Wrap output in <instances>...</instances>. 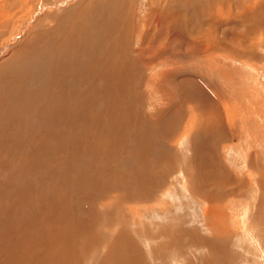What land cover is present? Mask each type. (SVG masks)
Segmentation results:
<instances>
[{
  "label": "bare ground",
  "instance_id": "1",
  "mask_svg": "<svg viewBox=\"0 0 264 264\" xmlns=\"http://www.w3.org/2000/svg\"><path fill=\"white\" fill-rule=\"evenodd\" d=\"M133 1L89 0L84 18L78 13L62 39L36 32L21 58L5 63L0 264H110L109 258L111 264H145L139 246L131 249L136 241L123 231L116 234L118 216L129 211L128 204L150 200L168 181L178 165L173 151L181 147L188 127L196 132L189 142L196 194L220 203L231 196L230 184L243 187L219 157L231 133L223 121L228 105L220 107L227 104L225 97L209 93L185 64L187 57L231 56L233 48L242 47L237 55L248 51V42L249 50L257 51L256 36L264 38V0H238L235 10L229 0H160L157 19L154 13L143 24L136 21ZM179 1L181 7L174 8ZM236 20L243 33L236 34L235 24L221 31V21ZM157 62L164 72L155 81L166 88L157 86L168 97L167 107L162 99L149 111L143 107L142 70ZM185 110L190 112L186 124ZM133 221L142 233V223ZM188 234L186 239L194 238ZM176 244L179 240L168 246L172 250Z\"/></svg>",
  "mask_w": 264,
  "mask_h": 264
},
{
  "label": "rangeland",
  "instance_id": "2",
  "mask_svg": "<svg viewBox=\"0 0 264 264\" xmlns=\"http://www.w3.org/2000/svg\"><path fill=\"white\" fill-rule=\"evenodd\" d=\"M229 1L232 8L237 9L235 5L238 0ZM88 2L89 0H0V68H3L0 81L4 80L3 76L6 73H9L5 63L12 58L14 60L21 58L23 47L28 48V42L32 39L31 46L36 32L54 34L55 37L62 39L63 34L69 30L71 22L76 20L75 16L78 13L81 12L84 18L83 10ZM133 2L136 21L139 24L147 22L148 17L154 13L156 15L154 14L152 19H157V11L163 7L162 0ZM176 3L174 8L181 7L180 1ZM152 21L155 23L154 20ZM232 24L237 27L236 34L245 30L242 22L236 20V23L221 21V31L230 29ZM217 31L212 33L215 34ZM217 34L220 35L219 37L222 36L218 32ZM235 41L237 42L238 39ZM254 42L257 51L249 50L251 43L248 42V51H240L237 55L235 54L242 47L233 48L230 52L231 56L221 52L204 57L205 60L198 58L193 61V58L187 57L190 59H186L185 64V69H190L189 73L192 69L198 74V80L205 84L208 92L210 90L220 92L225 97L227 104L220 103V107L224 110L223 105H228L225 111L227 118L223 121L231 135H228L226 141L220 145L219 157L223 168L237 177L238 181L243 183V187L239 190L238 184H230L233 188V191H230L231 196L222 199L220 203L196 194L197 186L194 183H197V179L191 175L193 170L189 144L196 132L195 128L190 130L188 127L185 136L181 139V147L178 145L173 151L178 165L168 181L162 183L163 186L154 192L150 200L134 205L128 204L129 211L122 216H118L121 211L117 213L120 217V228L116 234L123 231L136 241L137 244L134 242L135 245L131 249L132 251L135 249L136 252L134 247L139 246L145 264H264V38H259L257 35ZM159 44L156 48H160L163 41ZM196 61L197 63H194ZM156 65L158 62L150 70H144L145 68L142 70L144 85L141 93L143 99H146L143 107L149 111L154 110L156 104H162V99L164 109L167 107L165 102L168 97L163 91L166 88L155 81L164 69L155 67ZM199 74H202V77ZM148 82L150 84L147 85ZM157 86L162 87L163 90L159 91ZM168 93L169 89H167ZM185 106L187 111H191L190 105ZM186 110L183 116L184 123L189 122L190 117V112L187 113ZM231 112H234V128L230 123ZM181 132L178 135H182ZM211 192H216V189L213 188ZM210 201L215 203L211 204ZM216 205L217 211L214 209L213 211L216 212L214 214L212 208ZM114 214L116 216V212ZM217 215L218 220H216ZM133 218L138 223H142L139 226L142 233L139 234L137 229L135 230L137 226ZM209 221L214 222L211 224ZM219 222L221 224L217 230L215 225ZM167 228L169 230H165ZM115 231L116 229H113V232ZM187 231L194 238L186 239L189 236ZM168 232H174L175 236L170 237L172 234ZM180 236L185 237L186 240L182 241L181 238L180 242ZM205 239L212 240L210 242H214V245L208 246ZM177 240H179V244H176L177 249L171 247V250V245L168 244ZM92 251V253L96 252V250ZM112 260L113 258H109L107 262L111 264Z\"/></svg>",
  "mask_w": 264,
  "mask_h": 264
}]
</instances>
